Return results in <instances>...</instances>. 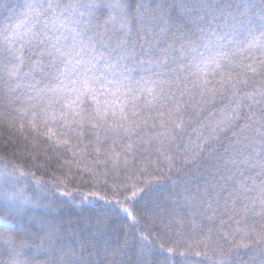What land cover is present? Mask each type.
I'll use <instances>...</instances> for the list:
<instances>
[{
  "label": "snow or ice",
  "instance_id": "1",
  "mask_svg": "<svg viewBox=\"0 0 264 264\" xmlns=\"http://www.w3.org/2000/svg\"><path fill=\"white\" fill-rule=\"evenodd\" d=\"M0 129L10 264H264V0H0Z\"/></svg>",
  "mask_w": 264,
  "mask_h": 264
},
{
  "label": "trees",
  "instance_id": "2",
  "mask_svg": "<svg viewBox=\"0 0 264 264\" xmlns=\"http://www.w3.org/2000/svg\"><path fill=\"white\" fill-rule=\"evenodd\" d=\"M12 151H13V146L7 143L6 129H0V155H7L9 156V158H11ZM25 163H26V167L29 168L32 167L31 162L26 161ZM36 163L44 164L45 160L41 156V158L37 160ZM49 167L51 171H56L58 169V162L53 160L49 165ZM38 175H45V179H50V175L45 174L43 172H38ZM28 190L29 192L34 191V189L31 187H29ZM88 190L89 189L86 187L81 188V192H86ZM171 190H172L171 182L163 181L158 186L157 190L154 193H152V198L163 202L167 199ZM52 195H53L52 193H49L47 195V199H51ZM74 195H76V199H77L76 203L67 200V198L59 197L58 194H56L57 201L58 202L63 201V203H61L60 206L56 208L54 213V215L57 218V221L65 222V224L71 223L73 228H76L78 230L82 229L86 234H91L92 232L97 231L100 223L98 221V217H100L101 213L107 212L108 210L100 206H93L88 204L81 206L78 203L81 197L78 194H74ZM109 215L111 214L109 213ZM13 223L16 229L20 228L19 221H13ZM108 224H109V228H116L119 230L118 233H113L111 231L105 233V237H110L113 242H115L117 235L119 236V239L123 241L124 233L125 232L129 233L128 235L129 247L126 250L123 258L124 259H127L128 257L134 258L136 247L133 242V238L137 234V229L131 227H125L124 226L125 222L123 220L117 221L115 219H110L108 221ZM39 259H44V257H39ZM174 259L176 261V264H181L182 258L179 256V254H176ZM10 260H11V256L9 251L7 249L0 250V261H3V264H10Z\"/></svg>",
  "mask_w": 264,
  "mask_h": 264
}]
</instances>
